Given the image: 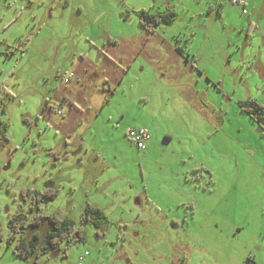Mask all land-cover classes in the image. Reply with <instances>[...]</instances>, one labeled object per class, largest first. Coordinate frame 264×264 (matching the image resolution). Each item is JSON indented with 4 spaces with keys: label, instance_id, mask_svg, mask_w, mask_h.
Instances as JSON below:
<instances>
[{
    "label": "rangeland",
    "instance_id": "1",
    "mask_svg": "<svg viewBox=\"0 0 264 264\" xmlns=\"http://www.w3.org/2000/svg\"><path fill=\"white\" fill-rule=\"evenodd\" d=\"M241 1L0 0V264H264V132L240 108L250 99L264 106V0ZM149 8L174 13L159 35H175L183 52L170 75L129 70L132 85L116 87L112 104L122 98L123 111L156 125L154 146L140 151L108 110L94 135L77 123L84 111L52 96L66 89L72 44L103 35L115 49V38L133 43ZM187 78L195 99L184 107L173 98ZM68 109L74 115L58 127ZM48 179L57 197L42 215L78 225L91 205L105 221L84 224L82 243L23 260L8 220L28 207L21 192L43 191Z\"/></svg>",
    "mask_w": 264,
    "mask_h": 264
},
{
    "label": "crops",
    "instance_id": "2",
    "mask_svg": "<svg viewBox=\"0 0 264 264\" xmlns=\"http://www.w3.org/2000/svg\"><path fill=\"white\" fill-rule=\"evenodd\" d=\"M151 8H149V10ZM148 13L157 14L159 12H152L150 10ZM138 33H140L139 29ZM143 34L145 35H132L135 37L133 43L130 42L129 37L125 40H118V43L115 38V41L111 43L118 44L119 49H115L114 44L108 46V43L110 42H108L107 35H103L104 38L98 37L97 40L92 39L89 41L88 46L86 44V46L79 47L78 44H72L69 50L70 53L68 55L70 58L68 62L70 65L66 72H70L69 70H71L74 76L67 86L63 85L66 86L65 90L60 92L59 88L61 84L57 85V90L52 97H55L57 93H61L70 103L76 104L79 109L84 111L85 113L82 115L84 118L82 120H77V123L80 121L87 123L88 121V130L94 135L100 134L102 127H107L102 126V123L97 121V118L102 117L105 110H108V119L112 122L114 128L119 132L124 130V134H126V131L129 130V128H146L149 133L151 130H154L153 127L156 128L153 120L148 122L143 117L136 119L129 113V111H123V108L125 107H123L124 104L122 103V98L118 102L115 101V104H112V97L114 96L118 85L121 86L124 82V84H128V86L132 85L131 79L128 78V76H130L129 70L132 71V77L135 75L140 78V73L142 77H145L144 73L146 68H151L150 66H152L156 69L159 75L167 76L166 74L170 75L172 70L171 61L174 63H182L183 51L179 45L175 44V40H178L175 35H164L163 32L162 35H159V27L151 33L143 32ZM126 44H130V46L127 45L125 48L120 47ZM163 71L165 73H163ZM178 74L179 75H177L176 78H181L183 73L180 69L178 70ZM192 82V80L187 78V80L181 84V90L173 98L180 100L184 107H188L190 99H195L194 90L190 86V83ZM112 86L113 92L110 93V90L108 91L106 89L107 95H103L102 91L105 88L110 89ZM105 98L108 99V102L104 104L107 105V107L102 108ZM127 99L128 104L130 103V108V106L135 104V102H132L134 96H132L131 91ZM142 100V97L137 96L136 102H141ZM113 106L114 109H111ZM68 110L64 112L66 118L63 121L57 119L58 127L66 125L69 122L70 117L74 115H70L69 112L71 109ZM60 113V115L56 113L59 118L64 115L62 111H60ZM129 114L131 115V121L133 122H130L127 119ZM77 117L80 116L77 115ZM137 121H140V124H137ZM152 138L153 136L151 135V142L145 150L152 147L154 141ZM184 175V172H182L181 176ZM172 178H174V176H172ZM187 178V176L186 178L184 177L185 181H187Z\"/></svg>",
    "mask_w": 264,
    "mask_h": 264
},
{
    "label": "trees",
    "instance_id": "3",
    "mask_svg": "<svg viewBox=\"0 0 264 264\" xmlns=\"http://www.w3.org/2000/svg\"><path fill=\"white\" fill-rule=\"evenodd\" d=\"M138 15L139 25L146 33L153 32L160 25H170L175 19L172 11L150 14L141 10ZM69 73L71 72L65 71L61 76V81L64 85L69 83H64L63 81L64 77ZM107 102L108 99L105 98L103 105ZM45 106H47V103H45ZM240 108L264 132V106L257 103L254 99H250L240 102ZM7 143L8 139L3 136L1 144L5 145ZM50 184L51 179H48L43 191H22L21 197L24 201L28 199V207L26 211L17 212L8 220V227L16 238L13 253L20 259L28 260L31 257L36 259L60 247L64 242L74 241L82 243L84 242V224L90 222L98 229L100 224L105 221V216L101 210L91 205H87L84 211L81 212L78 225L68 218L61 219L58 216L42 215L40 213L42 206L54 201L57 197V191ZM39 228H44L45 230L42 236L35 230ZM28 230H30L31 235L25 236Z\"/></svg>",
    "mask_w": 264,
    "mask_h": 264
},
{
    "label": "built area",
    "instance_id": "4",
    "mask_svg": "<svg viewBox=\"0 0 264 264\" xmlns=\"http://www.w3.org/2000/svg\"><path fill=\"white\" fill-rule=\"evenodd\" d=\"M233 5H242L244 6L241 0H230ZM242 12L245 13V9H242ZM74 74L71 72L64 77V83L69 82L73 78ZM57 114L60 115V111H57ZM127 138L140 150H145L151 142V134L146 128H132L126 132ZM88 256V253L85 252L84 255L79 256V262H82L85 257Z\"/></svg>",
    "mask_w": 264,
    "mask_h": 264
}]
</instances>
